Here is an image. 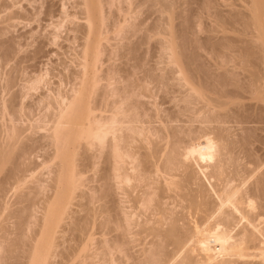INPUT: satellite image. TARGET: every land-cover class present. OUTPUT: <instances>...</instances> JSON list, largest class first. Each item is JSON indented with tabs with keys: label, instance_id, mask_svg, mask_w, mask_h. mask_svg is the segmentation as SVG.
<instances>
[{
	"label": "bare ground",
	"instance_id": "1",
	"mask_svg": "<svg viewBox=\"0 0 264 264\" xmlns=\"http://www.w3.org/2000/svg\"><path fill=\"white\" fill-rule=\"evenodd\" d=\"M259 3L260 2H258V6L261 5ZM86 11H87V15H86L87 17H85L87 19L86 23L90 25L88 26L89 27L88 29H90L94 23L93 16L95 15L92 16L91 7L89 8L88 4H87ZM238 20L239 22L241 21L240 19ZM103 22L104 21H102V23ZM222 23H225V22H222ZM125 25L128 26V24H125ZM131 25L134 26V24L131 23L130 27ZM122 27L125 28L126 26H122ZM251 28L252 27H250V29ZM72 29L70 30L72 31ZM88 29L86 28V30L83 32L84 34L85 33L88 34L87 37L88 36L90 37L89 34L91 33H88V32H91L92 30L90 31ZM73 30L75 31L76 29L74 28ZM122 31H125V30H122ZM251 33L249 35H251ZM58 37L59 36H57L56 38ZM85 44L82 46L84 48V49L82 48L83 51L88 49V48L85 49L84 47ZM82 50H81V53H82ZM97 50L99 52L100 49L97 48L95 51L97 52ZM86 51H84L85 55L87 53ZM84 54L82 53V56L80 55L81 56L80 58L82 57L84 58L85 57ZM93 54L95 53L93 52ZM99 54L100 52L96 53L94 56L95 58V65H93L94 67L95 66L97 67L96 62L98 61V58L103 55V54L102 55L101 54L99 55ZM188 59L189 57L186 60ZM83 61L79 60L78 61L80 62L79 65ZM99 61L101 62V60ZM170 61L172 62L171 59ZM188 62H190V60L187 61V63ZM84 63H86V61H84ZM99 63H98V66L100 65ZM79 65H78V68L79 67L80 69L84 68V71H82V73L85 72V67H83L85 66V64L83 65L82 63V67ZM237 65L243 66V64L241 63H237ZM249 65L252 66L251 64ZM250 66L248 68H250ZM96 67L95 69H97ZM189 67H191V64ZM185 68H187V66ZM248 68L246 69V71H250L248 70ZM88 70L87 72L89 73ZM68 71H70V69ZM186 71L188 72V69ZM77 72L79 73L73 72L76 75L79 74V76L77 75L78 77L76 78L78 79L82 77L84 78V75L86 72L83 73L84 75L80 74L81 73L80 70ZM253 72L251 74H256ZM98 73L99 72L96 73L98 76L95 75L94 77L95 78L94 82L88 83L86 81L88 83V87L86 86L87 84L84 85L82 83L83 81L82 82L80 81L82 79H79V82H81V84L87 88H84V89L80 88L82 85L77 88L76 87L77 84L75 83H78V82H74L75 87H76L75 88L74 85L71 86V84H73V82L71 81L70 86L72 87V89L70 90V92H68V90L67 92L60 90L63 87L58 88V92L56 91L57 93H56V96L54 97V100L51 103L49 101V108L51 107L53 109L52 110L53 113L47 115V117H44V119L45 118L50 119L48 121H50V123H53L54 129L52 131V129L50 128L51 129L50 132H54V133L53 134L51 133L52 135L51 134L49 135V139L51 138L50 141H52V144L54 142L55 145H58V146L60 145V147L56 148V151H57L56 155L54 154L56 151L52 153L53 158L51 159L49 158V156L51 155H49L48 158L51 160V162H53L60 156L67 159L69 155L66 149L75 143H77V145L75 146V149H76L75 156L76 157L78 156V158L75 161H70L68 164L67 163L64 164L66 166V169L64 171L59 170V168H63V167L60 166L61 164L60 165L57 164L56 161L55 163L59 165L60 167L56 166L57 168H55L54 162L53 163L50 162L51 165L46 163L47 168L48 166L49 167L53 166L55 168V172L58 170V172H56L57 175L59 174L58 176L54 174L57 176L56 177L57 179L55 178V181L52 180L54 179L53 177H50L52 178L50 180V184L52 181L55 182V184H52L51 187L49 186V188H51L52 190L51 192H53L52 196L49 197L51 193L50 194L48 193L49 195H46V196H48L49 198L46 197L47 198L46 200L40 197L39 198L42 200H35L34 198H32L31 200L30 199L31 197L30 198L28 197L29 195L28 193L29 191H28L27 192L28 195L26 194L28 198L23 195L22 199L27 198V201L30 199L29 202H27L26 205L23 204V207L21 205L22 208H20L19 211L15 210L16 208L15 207L16 204H15L14 206L15 208L13 209L15 211H13V214L11 215L8 214L10 217L12 216V218H14V221H12L13 219L11 220L12 229L9 232L10 236H8L10 238L9 239L7 238V241L8 240L9 241L6 242L9 244V247L7 246L8 253H9V257H7L8 258L7 260L9 261L7 264H233L234 260L236 262L238 261V259H239L238 263L240 264V261H242L243 256H245L244 260L246 259L249 260L246 257L250 253L254 254V256L259 255L258 259L257 258L256 259L259 260V257H260V260L262 261L264 259L263 257L264 253H262L264 250V221H261V219H263V216H264V175H260V177L259 176L256 177V180L254 182L253 180L257 174L259 175L264 170V168L263 170H261L262 167H260V166H264L263 165L264 161H261L262 159L264 160V158L262 157L264 154L258 155L260 153L258 152L256 155H258L259 158H261V160H259L258 156H256V158L258 159L255 160L256 158L253 159V157H251L253 155L251 154L256 153V152L253 151L252 149L253 153H251L249 149L250 151L249 153L251 154L245 153L247 151L246 149L247 147H243L245 149H242V150H245V152L240 149L242 153L246 154V156L247 154L248 156L251 155L249 156V158H252V160L249 159V161L250 160L251 161L248 163L253 162V164H251L252 166L250 165V168H249V171H250L249 175L253 174L254 172L256 173L257 169L259 170L258 173L257 174L254 173L255 175L253 174L254 175L253 178L252 176L242 175L243 171H244V174H247L245 173V170L247 167L242 172L241 170H238L239 166L243 164L241 163V160L242 162H244L243 161L244 159L239 156L240 164L238 166L237 165L238 162L235 161L237 163L236 164L237 166H235L234 164L232 165V168L234 166L237 168V170L234 174H233L234 170H232V174H231V177L234 176L232 181L235 180L236 184L233 182L234 185L232 184L231 186L230 183L232 181L229 180V183H228V179L231 177L229 176L226 179L225 177H227V175H225V177L223 176V178L221 179L224 181L226 179L227 183L223 181L226 184H224L220 180L221 177L218 180V177L224 174V172L228 173L230 171L228 170V172H226L227 168L229 167L228 165L232 161L234 162V160H238L236 159L237 157L234 158V160H232L233 156H231L232 155L231 152L234 149L230 146L232 145V143H230L232 140L229 142L230 140L229 133H231L229 131L231 129L230 130L229 128L226 129L227 128L226 125L228 124L227 122L232 123L234 119L237 120L236 121L237 123L241 121L240 125H242L241 123L247 121V118L245 120L244 119L242 120L241 118L237 117L238 114L236 113V111H234L233 113L232 110H230V108L228 107L230 104L233 103V101H235L234 99H236V97H241L242 93L240 92L241 93L240 94L238 92V94H240L238 95L237 92L235 94L233 93L235 91L224 90L225 92H223L222 90L224 88L219 87L218 89V87H216L218 89V90L216 89L218 92L211 89L213 92H215L213 93L214 95H211L207 93L206 89H209V88H207L208 86L205 87L206 85L200 86L199 88L191 87V89L189 88L191 90L189 91V94H188L189 96L186 95L183 98V101H186V104L184 106H180V109L176 112V111H173L172 108H169V107L166 108L167 106L163 109V104L162 106H159L160 104L158 105V103L156 104L155 100L157 99V97H156V93L155 92L153 93L152 88H151L152 91H150L148 90L149 89L148 87L146 88L142 84L140 85L142 86L140 88H138L139 85H137L138 82L143 83L144 81H147L146 82L147 85L145 86H148L149 83L153 84L155 83V81L156 83H158V81L160 82V80L153 77V75L152 76L148 75L149 74L148 73V74H145V77H143L142 75V77L144 78L143 81L142 79H139V77L137 76L138 74H137L135 78L138 77V79L140 80L138 81V80H134L135 78L130 79L132 76H130L131 74H129V76L127 77L125 76V78L121 76L123 77V80L121 81L122 82L124 81V82L123 84H121V82L119 81V83L123 87L120 84L118 85H120L121 87L120 86L118 87V85H116L118 83L117 82L118 79L116 80L115 76L114 77L111 76L115 79L114 82H115L116 87H114L115 85L112 84L114 79H112V82H109L110 81V78H109L107 80L108 81L107 83H109L110 85L109 84L107 85L104 83L107 87L110 86L108 90L107 88L105 89L106 86L104 87L102 85V88L104 87L103 90L105 89L106 91L105 95L100 94L101 95L100 98H103V99H100L102 100V102L99 100L95 102V98H97L99 95L98 93H100L97 89L101 85L100 82H98V78L103 79L101 78L102 75ZM117 74L119 76V72ZM80 75L82 77H80ZM109 75H111L110 72L108 73V77ZM189 75L191 76V73ZM104 76L105 75H103L102 77ZM139 76L141 77V75ZM181 76H182V72H181ZM254 76H257V74ZM258 76H259V73H258ZM161 78L163 79L164 77L162 76ZM195 79L196 78H194V80ZM210 80L211 78L209 79V81ZM227 80L229 79L227 78ZM135 81H138L136 82V86H135ZM162 81L164 82V79ZM183 81H186V80H183ZM127 82L129 83L127 85H124V83L126 84ZM98 83H99V86H98ZM194 83L197 84V82H194ZM252 83L256 84L255 81ZM78 85H80V83ZM233 87L235 88V86ZM243 87L245 88V86ZM143 88L145 90H142ZM244 88L242 89L243 93L246 92L244 91ZM259 89H262V88L259 87ZM251 90H254V89H250V91ZM96 93H97V96H96ZM146 97L149 99L154 98V101L152 102L154 106L152 103H148V104H152L153 108H149L151 105L147 106L146 103L148 101L146 103L145 101H142L143 99L141 98H146ZM188 97L191 98V100L187 99ZM170 99H173V98H170ZM236 103L238 105V102ZM234 104L232 105L235 108ZM99 110L102 111L101 114H99L98 112ZM224 110L226 111L230 110L231 114L233 113V115L231 114L229 115L230 111L226 113V111ZM235 110H237L238 112L239 108L237 109L235 108ZM97 112L99 115L97 114ZM191 114L192 115L194 114V116H192ZM184 117H186L187 120L186 118L184 120ZM231 119L233 121H231ZM261 119L263 120L264 118H261ZM46 121L47 120L45 119V123H48V121L47 122ZM178 121L180 123H182L181 121H184L183 123L191 122L190 125L192 124V122L196 121V122H199L205 125L204 126L200 125V127H196V125H194L195 129L192 128V125L190 126L187 123H186L188 125L187 127H185L183 123L182 125L179 123L180 127L177 126L178 124L173 125L174 124L173 122H178ZM252 121H255V120H252ZM156 122L159 123V126H158V123ZM45 123H43L41 127L44 128V126L47 127L50 124L49 123V124L44 125ZM154 123H156V126ZM221 123L223 125H221ZM16 124L15 126H12L10 128L6 127V129L8 130L6 132H5L6 129L4 130L5 134L2 130L1 131L3 133L1 134L0 132V170L7 169L8 168L7 166L9 165L12 166V168L10 166V168L7 169L8 173L4 172V173H7V175L5 174V178L2 179L3 181L2 180L0 181V193L1 194L3 193L4 190H7V188L5 187L7 186L9 187V183L12 182V180L16 181L17 183L16 186L19 185L18 187L20 186L22 187L23 184L25 183L27 184V180L29 178L28 179L26 178V173L32 169L31 167H30L31 169L30 168L26 169L28 167H26L25 165H24L25 166L24 168L22 165L25 163L22 160H26L27 155L32 153L31 150L33 149V146L31 144L32 146L31 148V146L29 147L23 143L24 137H22L21 135L22 133L24 134L25 131L23 132H20V131H22L24 127H22V129L20 130L16 127ZM61 124H64L62 125L63 127H61ZM66 124L67 125L76 124V125L81 126V128L80 130L75 131V132H68V130L64 129V128H67ZM213 124L215 125L217 124V125L215 126ZM218 124L220 126H218ZM39 127L40 126L36 125V128H39ZM222 127L223 128L226 127V128L223 129ZM33 130L36 131V129H33ZM226 130H229L228 131L229 133L226 132ZM225 133L226 134L228 133V136L225 135ZM3 134L4 136H2L3 137L2 138L1 135ZM248 136H250V134H248ZM202 137L204 138L203 141L205 140L204 142L203 141L200 142V139ZM242 137H244V135ZM246 139L248 140L249 138L247 137ZM252 140H251V143H253L254 141ZM258 141L260 140L258 139ZM249 142H246V143L248 144ZM22 143L24 145H22ZM84 144L86 146L88 145L89 149L94 148L95 150H92V151L96 152L95 155L92 156L94 159H96V161L92 159L95 162H93L92 164L90 163L89 165L86 164L87 162L84 163V165H82L80 163L82 161L80 162L78 161L79 155H80L79 153H82L81 149L83 151L85 150L83 148ZM243 144H242L243 146L247 145L245 144V142H243ZM34 147L38 148L36 145ZM229 147L230 149L232 148L233 150H229ZM238 149H235V150H238ZM263 149H261V152ZM87 150H88V147H87ZM240 150H238V152ZM35 152H36V149H35ZM30 155H28V157ZM83 155L84 154H82L81 156ZM102 158H103L102 162L98 163ZM15 160H18V161H15ZM20 160H21V163L23 162V164L17 163ZM44 160L46 161L47 159L44 158ZM190 161L192 162L194 161L196 163L194 164L193 162L194 165H197V166H194L193 168L199 167L198 170L201 172V174L205 175L207 180L208 178H211V177H213V179L215 180L214 177H217L216 179L217 181L213 180V183L215 184L216 182L218 183V185L215 184L216 186H214L212 183L210 184L211 187H208V185L207 186L204 185V188L205 187L209 189L212 188L213 192H210V190L206 188L205 189L215 196L214 197L213 195L210 194V196H212L211 198H216V199L208 200L207 196L209 193L206 192V190L202 189L201 186H199L201 187V189L199 190L196 189L195 186H194L195 187L194 189L192 188L193 190L191 189L192 191H195V193L194 192L191 193V191H189L190 192L189 193L186 191V189L188 190V188L192 184H194L193 181L195 179V176L192 175V173L188 174L186 173V171H184V168L187 162H190ZM29 164L27 165L29 166ZM100 164H103L101 165L102 166L101 169H100L101 167ZM54 168H53V171H54ZM88 168L89 169L92 168L93 171L96 170V172H99V171L101 172V175L98 176L100 178L97 179L96 182L98 183L102 181V184L100 183L101 186H98L97 184L98 186L97 187L96 184H94L95 186L93 185L89 186L90 184L89 183L88 187L90 188H88L87 186H85V188H88V190L90 189V191L92 192H90V194L88 192V195H85L86 193L81 194L85 190L83 186L87 184L85 183V180L82 179V177L84 178V175L82 176V173L84 172L85 174L84 170H86L87 172ZM251 168L252 170H250ZM50 169H52V167ZM195 170L196 169H194V171ZM198 170L196 172H198ZM49 172H50L49 175H51L52 171H49ZM196 172H194V174ZM200 172H198V174ZM31 173L32 174H30V176L31 175L34 176V172H31ZM262 173H264V171ZM249 177H250V180L248 179ZM50 178H47V179H50ZM96 178L97 177L95 176V179ZM202 178L204 179V177ZM93 179L94 178L90 177L89 180L91 183L95 182L93 181ZM206 179L204 181H207ZM158 180H160L159 185H158L159 183ZM237 180L239 181V183L237 182ZM197 181L199 182L200 180H197ZM248 181L251 183L253 182V185L250 184ZM220 182H222L223 184L221 183V185L219 186ZM246 182L249 183L250 186L247 185L246 187L245 185ZM154 183H156L157 185H155ZM13 184L15 185V183ZM46 184H47V181H46ZM10 185L12 184L10 183ZM40 185L38 186L40 187ZM25 186H23L22 188H24ZM47 186L48 185L46 186L44 185V187L41 186L40 188L44 192L40 191L38 192V194L43 193L45 195L46 194L45 187ZM113 187L117 188L116 190H118L117 193L119 194V197H120V198L117 197L118 201H116L117 198H114L115 200L111 198L113 194L111 195L110 190L112 191ZM15 190L17 189L15 188ZM49 190L47 189V191ZM79 191L81 193H79ZM20 193L21 192H19V194ZM78 197L79 199H77ZM185 201L190 205L191 210H194L193 208L195 207L194 203L195 205L198 204V207L197 205L196 207L198 208L199 211L202 212V213H199L198 211L197 212L198 214H196L198 216L195 217L194 215L195 212H191L190 210L189 212L191 214L193 213V215L191 216L195 217L191 219L192 222H190V224H188L190 220L189 216L186 214L184 215L185 212L183 211L187 204ZM23 203H24V200H23ZM189 205L186 206L187 208L186 211L188 210ZM178 207L180 209L182 208L181 210L183 211V213L182 212L181 214L179 213L181 210ZM40 212L41 214L39 215ZM9 216H7V218ZM186 216H187V219H186ZM10 217L9 219H11ZM6 231L8 232L9 230H6ZM5 236L4 237L2 236L3 240H0V252H1V249L5 248L4 245L2 244V241H4ZM2 245H3V248H2ZM219 247L221 248L220 250H218ZM134 248L136 250H134ZM251 248L252 249L258 248L257 250L254 249L256 251V254H255V251L254 252L250 251ZM247 250H249L250 252ZM259 250L262 256L258 252ZM236 256L238 257L237 259L235 258ZM254 256H251V257H254ZM240 257L242 258L240 259ZM243 262H246V261H243ZM247 263L248 262H246V264Z\"/></svg>",
	"mask_w": 264,
	"mask_h": 264
},
{
	"label": "rangeland",
	"instance_id": "2",
	"mask_svg": "<svg viewBox=\"0 0 264 264\" xmlns=\"http://www.w3.org/2000/svg\"><path fill=\"white\" fill-rule=\"evenodd\" d=\"M134 1H136V2H134ZM247 1L248 0H127V1L126 0H120V1L119 0H84V1L83 0H0V49L2 48L0 50V132L2 134L4 132V130L6 129V127L10 128L12 126H15V124L17 123L18 125L16 124V127L18 129L21 130L22 127L25 128V129L23 128V130L20 132H23V131H25V133L27 132L26 134L22 133V135H21L22 137H24L23 143L29 147L31 146V144L33 146V149L31 150L32 153H30L32 155L28 154L30 156L28 157V155H27L26 160H22L25 164H23V162L21 163V160L19 162H17V163L23 164L22 166L24 168H25V166L28 167L26 169H29L30 167L32 168V169L30 168L31 170L28 171L27 173L25 172L26 178L27 179L29 178L27 180V184L26 183L23 184V186L26 185L24 187L25 189L22 188L23 186L22 187L21 186L18 187L19 185L16 186L17 185L16 181L12 180V182L15 183V185L12 182H10L12 185H10V183H9V187L7 186L8 184L5 185V186H7V187H5V188H7V190L3 191V193H2L3 195L0 193L1 194L0 195V206H1L0 207V212H1L0 213V229H1L0 230V236L2 235L4 237L6 234L4 241H2V244L4 245L5 248H3V245H2L3 249H1V252H0L2 254V256L0 254V259H1L0 264H5V263L7 264L9 261V260H7L8 259L7 257H9L7 246L9 247V244L6 242L9 241V240L7 241V238L8 239L10 238L8 236H10L9 232L12 229L11 228L12 227L11 222L14 221V218H12V216L10 217L9 215L13 214V211H15V210L19 211L20 208L23 207V204L26 205V203L29 202L30 199L32 200V198H34L35 200H42V199L46 200L47 199L46 197H48L46 195H49L51 193L49 195V197L52 196L53 192H51L52 190H51V188H49V186L51 187L52 184H55V182H53V181H55V178L59 175V174L57 175V173H56V172H58L57 169H56L57 171L55 172V168H57L56 166H59L61 164L60 166L63 168H59V170L64 171L66 169V166L64 164H66V163L68 164L70 161H75L78 158V156L77 157L75 156L76 155L75 146L77 145V143H75L66 149L67 153L69 155V157L67 159L60 156L56 160L53 161L55 164V165L53 164L55 168L53 166H50V167L48 166V168L46 167L47 164L51 165V163H53L50 160L51 158H53L52 153L56 151L57 147H60V145L59 146L55 145L54 142L52 144V141H50L51 138L49 139V135L51 133L52 134L54 133V132H50L51 129H52V131L54 129L53 123H50V121H48L50 119H47V118H45V119L48 121V123H45V119H44V117H47V115L53 113V111H52L53 109L51 107L49 108V101L51 103L54 100V97L56 96V93L58 92V88L63 87L60 90H63L66 92L68 90V92H70V90L72 89V87H71L72 85H74V87H75V84H77L76 87L78 88L82 85L81 84L82 81H83L82 83L84 85L87 84L86 86L88 87V83L94 82V80H95L94 77H95V75H97L96 74L97 72H99L98 74H100L102 76L105 75L104 77L106 78V80L102 76H101V78H103V79L98 78V82H100V84H101L100 87L97 88L98 91L100 92V93H98L99 95L100 94L105 95V92H106L105 89L107 88V90H108V88L110 87V86L107 87L105 84H107V85L109 84V83H107L108 82L107 80L109 78H110L109 82H112V79H114L113 78L114 76H115L116 80L118 79V81H117L118 83L116 84V85H118V84H120L119 81L121 82V84H123L124 81L122 82L121 80H123V77L125 78V76L126 77L129 76V74H131L130 76H132L130 79H132V78L134 79L135 76L138 74L137 76L139 77V79H142V81L144 79L143 77H145V74L149 73L148 75H151V76L153 75V77L160 80V82L158 81V83H156V81H155V83H153V84L149 83L150 86L149 85L145 86V85H147V83H146L147 81L140 83V82H138L140 80L138 79V77H136L134 80H138V81H135V86H136V82H138L137 83V85H139L138 88L142 87V86H140L142 84L144 87H146V88L148 87L149 88L148 90H150V91L153 90V93L155 92L156 97H157V99L155 98L156 104L157 103H158V105L160 104L159 106H162V104H163V109L167 106L166 108H168V107L172 108V110L176 111V112L180 109V106H184L186 104V101H183V98L186 95L189 96L188 94H189V91H191L190 90L191 87L199 88L200 86L206 85L205 87L208 86L207 88H209V89H206L207 93L211 94V95H214L213 93H215L212 90H215L216 92H218L217 90L219 89V87L224 88L223 90L220 89L223 92H225L224 90L235 91V92H233L234 94L236 92H237V94H238V92L239 93L241 92L242 93L241 97H236L237 100L234 99L235 101H233V103H232V104H234V103L238 102V105H237V103L234 104L236 109L239 108L238 112H237V110H235V108L232 104H230L228 107L230 108V110H232L233 113H234V111H236V113L238 114L237 117L241 118L242 120L243 119L245 120L247 118V121L248 120L249 121L251 120V121H250V123H249V121L248 122L245 121V122H243L244 125H243V123H241L242 125H240L241 121H239V123H237L236 122L237 120L234 119V121H233L231 119V121H233V122L232 123L227 122L228 123L226 125L227 128L222 127L223 129H225V128L226 129L229 128V130L231 129L230 131L226 130V132H228V131L231 132V133L228 132L230 135L229 136V139H230L229 142L232 140L230 142V143H232V145H230V146L234 150L232 148L230 149V147H229V150H233L232 152L230 151L232 154L231 156H233L232 160H234V158H236V157H237L236 159H238V160H234V162L231 160L232 162L228 165L229 167L227 166L228 168L226 170V172H228V170H230L231 173H230V171L228 173L224 172V174H222L221 176L218 177V180L220 177H221L220 178V180H221L223 178V176L225 177V175H227V177H225L226 179L229 176L231 177L232 170H234L233 174L236 172L237 168L234 166L232 168V165L235 164V166H237V165L239 166V164H240L239 156L244 159L243 160L244 162H242V160H241V163H243V164H241L239 166L238 170H241V172H242L247 167L245 170V173H247V174H244V171H243L242 175L252 176V178H253V176L258 173L259 170L257 169L256 170L257 172L256 173L254 172L255 174L253 173L254 175L253 174L249 175V172H250L249 168H250V165L253 164V162L252 163H248V162H250L252 160V158H249V156L253 155L251 157H253V159H254V158H256V156L264 154V153H262V152H264L263 151L264 150L263 149L264 148V141H263L264 140V119L263 120L261 119V118H264V99H263L264 98V76H263L264 75V44H263L264 43V0H249L248 2ZM258 2H260L259 4H261V5L258 6ZM87 4H88L89 8L91 7L92 16L93 15L96 16V17L93 16V20H94L93 22L94 23L90 29H88L89 28L88 26H90V25H88L86 23L87 19L85 18V17H87L86 16L87 15V11H86L87 10ZM247 18H249V19H247ZM238 19L241 20L240 21L241 23L239 22ZM242 19H244V20H242ZM101 20L104 22L102 23ZM222 22H225V23H222ZM245 22H247V23H245ZM131 23L134 24V26L131 25V27H130ZM82 24H83V26L85 25L86 27L85 26L83 27ZM125 24H128V26ZM257 25H259V26H257ZM122 26H126L127 28L126 27L124 28ZM71 27L73 29L75 28L76 30L74 31ZM80 27H81V29H80ZM250 27H252V28L250 29ZM78 28H79V30H78ZM86 28L90 31L92 30L91 32L87 31L88 33H91V34H89L90 37L89 36L87 37L88 34L85 33L86 34L85 35L83 32L86 30ZM122 28H124V29H122ZM70 29H72V31ZM120 29L125 30V31H122ZM251 30H253V31H251ZM250 33H251V35H249ZM57 36H59V37L56 38ZM86 37L88 40L86 39ZM84 39H85V41H84ZM236 42H238V43H236ZM85 43H87V44H85ZM84 44H85V46H84L85 49L88 48V49H86L87 51L84 50L87 52L86 55L84 54V51L82 50V48H83L82 46ZM97 48H99L101 51L103 49L102 52L99 50L100 54L101 55L103 54V55L101 57H99L100 59L98 58V61L96 62L97 67L95 66L97 69H95V67L93 66V65H95L94 56L96 53H99L98 50H97V52L95 51ZM171 48H172V50H171ZM81 50H82V53L85 55L84 58L83 57L80 58L82 56ZM93 52L95 54H93ZM131 52H132V54H131ZM247 52H249V53H247ZM251 52H252V54H251ZM183 53H184V55L185 54L186 55L184 56ZM259 54H261V55H259ZM170 55H171V57H170ZM188 57H189V59L186 60ZM83 59H84V61H86V63H84ZM88 59H89V61H88ZM170 59L172 60V62L170 61ZM79 60L83 61V62H81L80 65H79L80 62H78ZM99 60H101V62ZM189 60H190V62L187 63V61H189ZM82 63H83V65L85 64V66H83V67H85V72L87 73L86 74L85 72H83V73H85V75L82 73V71H84V68H81L83 70H81L80 67L78 68V65L82 67ZM98 63L100 64L99 66H98ZM237 63H241V64H243V66L237 65ZM190 64H191V67H189ZM249 64H251L252 66H250ZM88 66H90V67H88ZM186 66H187V68H185ZM207 66H208V68H207ZM249 66H250V68H248ZM247 68H248V70H250V71L252 70V71L251 72L246 71ZM257 68H259V69H257ZM69 69H70V71H68ZM136 69L138 70L139 73L137 72ZM187 69H188L189 73L186 71ZM79 70L81 72L80 74L84 75V78L80 75V77H82V78H79V79H82V80H80L81 82H79V79L76 78L79 76V74H77L78 76L75 74V73H79V72H77ZM87 70L89 71V73L87 72ZM115 70H117V71H115ZM179 71H180V73H179ZM73 72H75V73H73ZM109 72L111 75H109V77H108ZM118 72H119V76L117 74ZM181 72H182V76H181ZM252 72L256 73L257 76H254L256 74H251ZM190 73H191V76L189 75ZM258 73H259V76H258ZM116 74H117V76H116ZM132 74H134V75H132ZM207 74H209V75H207ZM139 75H141V77L143 75V77L141 78ZM111 76H113V77H111ZM121 76H123V77H121ZM162 76L164 77L163 78L164 82L162 81L163 80L161 78ZM233 77H235V78H233ZM172 78H173V80H172ZM194 78H196V79L194 80ZM210 78H211V80L209 81ZM227 78L229 80H227ZM183 80H186V81H183ZM71 81L73 82V84H71ZM114 81H115V79L113 80L112 84L115 85ZM254 81L256 82V84L252 83ZM74 82H78V83L74 84ZM194 82H197V84ZM79 83H80V85H78ZM128 83L129 82H127L126 84L124 83V85H127ZM70 84H71V86H70ZM189 84H190V86H189ZM232 84H234V85H232ZM258 84H259V86H258ZM84 85H82L80 88H82V89L87 88ZM102 85L104 87L106 86L104 90H103L104 87L102 88ZM116 85L114 87H116ZM120 85H118V87ZM210 85H211V87H210ZM98 86H99V83H98ZM111 86H113V85H111ZM233 86H235V88ZM243 86H245V88L247 87L246 90ZM212 87H214V88H212ZM216 87H218V89ZM242 87L244 88V91H246V92L243 93ZM259 87L262 89H259ZM151 88H152V90H151ZM160 88H162V89H160ZM186 89H188V90H186ZM250 89H254V90L250 91ZM142 90H145V89L143 88ZM208 90H210V91H208ZM168 91H170V92H168ZM157 92L158 93L160 92V93L158 94ZM240 94H238V95H240ZM99 95L97 98H95V102L98 100L102 102V100H100V99H103V98H100L101 95L100 96ZM173 95H175V96H173ZM96 96H97V93H96ZM179 96H180V98H179ZM170 98H173V99H170ZM141 99H143L142 101H145V103L148 101L146 103L147 106H150V105L152 106V104H153L152 102L154 101V98L153 99L150 98L151 101L147 97L141 98ZM187 99L191 100V98H189V97ZM148 103H152V104H148ZM151 106L149 108H153L154 104L152 107ZM239 106L241 108L243 107L244 109L242 108L243 109L242 110ZM228 107H227V109H228ZM248 108H249V110H248ZM240 109H241V111H240ZM12 110H14V111H12ZM230 110H227V111L224 110V111H226V113H228V111H230ZM98 112H99V114L102 113V111H100V110ZM98 112H97V114H98ZM40 113H42V114H40ZM43 113H44V115H43ZM233 113L231 114V111H230L229 115L230 114L233 115ZM240 113H242V114H240ZM244 114H246V115H244ZM241 115H243L244 117L246 116V117L244 118ZM50 116H52V115H50ZM192 116H194V114ZM185 118L186 117H184V120H185ZM182 119H183V117H182ZM256 119H257V121H256ZM186 120H187V118H186ZM252 120H255V121H252ZM35 121H36V123H35ZM181 122L183 123L184 121H181ZM194 122H192V124H191L193 129H195L194 125H196V127H200V125L201 126L203 125L199 122H196V121H194ZM234 122H236V123H234ZM43 123H45L44 125L50 123L48 125L50 127H48V126L47 127L44 126V128L41 127L43 125ZM156 123H158V122H156ZM156 123H154L155 126H156ZM173 123H174L173 125L178 124L177 125L178 127H180L179 126L180 124L182 125V123H180L179 121L173 122ZM186 123H183V125L185 127L188 126L187 124L190 125L191 122L187 123V124ZM30 124L33 128L30 126ZM219 124H218V126H220ZM36 125L40 126V127L36 128ZM62 125H64V124H61V127H63ZM213 125H215V124H213ZM221 125H223V124L221 123ZM77 126H78V128H77ZM158 126H159V123H158ZM45 127H46V129H45ZM66 127L67 128H64V129L68 130V132H75V131L80 130V128H81V126L76 125V124L75 125H67L66 124ZM48 128L49 129L51 128V129L49 130ZM247 128H249V129L251 128L250 129L251 131ZM33 129H36V131ZM252 129H253V131H252ZM7 130L8 129H6L5 132ZM47 131H49L50 133ZM5 132H4V134H5ZM241 132H242V134H241ZM247 132H249V133H247ZM45 133H47V134H45ZM228 133L227 134L225 133V135L228 136ZM4 134L1 135V137L4 136ZM232 134H233V136H232ZM248 134H250V136H248ZM35 135H36V137H35ZM243 135H244V137H242ZM28 136H29V138H28ZM247 137L249 138L248 140L246 139ZM203 139L204 138L202 137L200 139V142H202ZM241 139H243V140H241ZM244 139H246L247 141ZM258 139L260 141H258ZM47 140H49V141H47ZM239 140H241L242 142ZM251 140L253 141V143H251ZM41 142H43V143H41ZM243 142H245V144H247L246 142H249L250 144L248 143L247 144L248 146L247 145L243 146L244 145ZM255 142H256V144H255ZM23 143H22V145H24ZM34 144L38 148H35ZM32 146H31V148H32ZM46 146H48V147H46ZM241 146H242V148H241ZM42 147H44V148H42ZM87 147H88V150H87ZM243 147H247L246 152H245V150H242V149H245ZM83 148L85 150L83 151L81 149L82 153H79L80 155H79L78 161L79 162L82 161V162H80L82 165H84V163H86V162H87L86 163L87 165L95 162L96 159H94L92 157L96 153V152H93L92 150H95V149L94 148L89 149V146L88 145L86 146L85 144H84ZM35 149H36V152L38 154L35 152ZM235 149H238V150L241 149L242 151H244L245 153H248V154L253 153V151H255L256 153H253L249 156L247 154V156H246V154L242 153L241 150L238 152V150H235ZM249 149H250L251 153H249L250 152ZM252 149H253V151H252ZM261 149H263L262 152H261ZM258 152H260V153L258 155H256ZM56 153H57V151L54 154L56 155ZM82 154H84L85 156L84 155L81 156ZM49 155H51V156H49ZM48 156L50 159L48 158ZM262 157L264 158V155ZM31 158H33V159H31ZM44 158L47 160L45 161ZM258 158H259V156H258ZM258 158H256L255 160H257ZM89 159H91V160H89ZM92 159H94L95 161ZM249 159H251V160L249 161ZM34 160H35V162H34ZM57 160H59L60 162ZM102 160H103V158L98 163L102 162ZM259 160H261V158H259ZM15 161H18V160H15ZM55 161L59 165H57L55 163ZM235 161L238 162V164ZM261 161H264V160L262 159ZM191 162L192 161L187 162V164L184 168V171H186V173H188V174L192 173V175L195 176V179L193 181L194 184H192L190 186L191 188L189 187L188 190L186 189V191L187 192L191 191V193H193V192L195 193V191H192L195 187L198 190L201 189V187H202V189H204V190L208 189V190H210V192H213L212 188L209 189V188L205 187L206 188L205 189L204 185H206V186L208 185V187H211V185H210L211 183L214 186L218 185V183L215 182L216 185L213 183V180H214L213 177H211V178L207 177L208 178V180H207L205 175L201 174V172L198 170L199 167L193 168L194 166H197V165H194L196 163L194 161H193L194 164H193V162L192 163ZM190 163L193 165H191ZM27 164H29V166ZM31 164H33V165H31ZM101 165H103V164H100V166ZM10 166L11 165L7 166L8 168L7 167L6 168L9 169ZM51 167H52V169H50ZM260 167H262L261 170H263L264 166H260ZM11 168H12V166H11ZM53 168H54V171H53ZM101 168H102V166L100 167V169ZM7 169H5V170H7ZM47 169L48 170L50 169L49 171H52L51 175H49L50 172ZM194 169H196V170L194 171ZM253 169H254V167H253ZM5 170H0V181L2 179H4L5 174L7 175V173H8V170L7 171H5ZM197 170H198V172H200L199 174H198V172H196ZM250 170H252V168ZM84 171H85V174H84V172L82 173V176L84 175V178L82 177V179L85 180V183H87V184L83 186V188L85 189L84 192L81 193L79 191V193H81V194L86 193L85 195H88V192H89V194H90V192H92V191H90V189L88 190V188H90V187H88L89 183H90L89 186L90 185L95 186L94 184H96V186H97V184H98V186H101L102 181H100L98 183L96 182L97 179L100 178L98 176L101 175V172L99 170L98 171L100 173L96 172V170L93 171L92 168H90V169L88 168L87 172H86V170H84ZM90 171H92V172H90ZM188 171L189 172L191 171V172L189 173ZM209 171H208V173H209ZM4 172H7V173H4ZM31 172H34V176L33 175L30 176V174H32ZM194 172H196L197 174L196 173L194 174ZM40 173H42L43 175ZM261 173L259 175L257 174L255 176L254 180L252 179L253 182L256 180V177H258V176L260 177V175H264V173H262V174ZM54 174H56L57 176ZM95 176L97 177L96 179H95ZM50 177H53L54 179H52ZM90 177L94 178L93 181H95L96 183L95 182L91 183L89 180ZM202 177H204V179ZM233 177L234 176H232L231 178L228 179V183H229V180L230 181L233 180ZM34 178H35V180H34ZM47 178H50V179H47ZM197 178H199V179H197ZM201 178H202V180H201ZM214 178H215V180L217 179V177H214ZM51 179L53 181L50 184ZM156 179H158V178H156ZM205 179L207 181H204ZM226 179H225V181L224 180H221V181L222 182L224 181L227 183ZM248 179L250 180V177ZM197 180H200V181L198 182ZM38 181H39V183H38ZM46 181H47V184H46ZM158 181H159V183H158V185H159L160 180H158ZM195 181H197V182H195ZM201 181H203V182H201ZM30 182H31V184H30ZM222 182L219 183V186L221 185ZM233 182L236 184V181L234 180L230 183L231 186H232V184L234 185ZM237 182L239 183L238 180H237ZM253 182L252 183L249 182V183L253 185ZM226 183H224V184H226ZM249 183L246 182V184H245L246 187H247V185L250 186ZM42 184H44L45 186L48 185L47 186L48 188L45 187V189H46L45 195L43 193L38 194V192H40V191L44 192L40 188L41 186L44 187V185H42ZM154 184L157 185L156 183H154ZM198 184H200V185H198ZM230 184H228V185H230ZM38 185H40V187ZM85 186H87L88 188H85ZM199 186H201V187H199ZM15 188L17 190H15ZM20 188L23 190H21ZM32 188H34V189H32ZM38 188H40V189H38ZM47 189L48 190L50 189V190L47 191ZM116 189L117 188L113 187V190L112 191L110 190L111 195L113 194L111 197L113 199L117 198V197L120 198L119 194L117 193L118 190H116ZM208 190H206V192L209 193L208 194L209 197L207 196V199L208 200L209 199L210 200L216 199V198H211L212 197V196H210L211 193ZM19 192H21V193L19 194ZM27 192L29 193V195ZM26 194L28 195L29 198L31 197L28 201H27L28 197ZM4 195H5V197H4ZM23 195L26 196L27 198L22 199ZM211 195H213V194H211ZM20 196H21V198H20ZM120 196H122V195H120ZM39 197L42 199H40ZM118 198L116 199V201H118ZM77 199H79V197ZM80 199H81V197H80ZM23 200H24V203H23ZM17 201H19V202H17ZM9 202L11 205L9 204ZM15 204H16V206H15ZM21 205H22V207H21ZM187 205H189V204L187 203L186 206ZM196 205L198 207V204H196ZM196 205H195V203H194L195 207H193V205H192L194 210L190 209V205H189L187 211H186V209H187L186 206H185V209L183 210L185 212L184 215L186 214L189 216L190 220L188 219L189 220L188 224H190V222H192V220H191L192 218H195L198 216L196 214H198L197 212L199 210L196 207ZM14 208H15V210H13ZM190 210H191V212H195L194 213L195 217L191 216V215H193V213L191 214L189 212ZM195 210H197V211H195ZM183 211L181 210L179 213L181 214V212L183 213ZM187 212H188V214H187ZM199 213H202V212L199 211ZM40 214H41V212L39 213V215ZM7 216H9L11 219H9V217L7 218ZM186 219H187V216H186ZM261 221H264V216H263V219H261ZM6 230H9V231L7 232ZM2 236H1L0 240H3ZM220 249L221 248L219 247L218 250H220ZM254 249L251 248L250 251L254 252L258 248H256L255 250ZM134 250H136V249L134 248ZM260 250L258 252L261 255ZM247 251H249V250H247ZM259 253H257V254H259ZM262 253H264V250ZM250 254L248 255L250 257H248V256L246 257L249 260H247L246 258H245L246 260H244L245 256H243V259H242V261H240V264H244V263L246 264V262H248L247 264H257V263L263 264L264 263V259L262 260L263 261V263H262V261L260 260V257H259V260H257L259 255L254 256V254H251V255ZM255 254H256V251H255ZM251 256H254V257H251ZM263 257H261V258H263ZM235 258L237 259L238 257L236 256ZM241 258L242 257H240V259ZM250 259H252V260H250ZM238 261H239V259H238ZM238 261L235 262V260H234L233 264H239ZM243 261H246V262H243ZM258 261L259 262L261 261V262L259 263ZM125 263H127V262H125Z\"/></svg>",
	"mask_w": 264,
	"mask_h": 264
}]
</instances>
